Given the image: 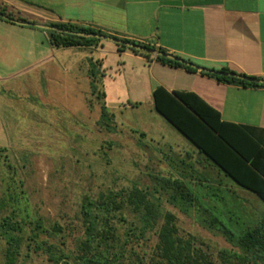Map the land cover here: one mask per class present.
<instances>
[{
    "label": "trees",
    "instance_id": "1",
    "mask_svg": "<svg viewBox=\"0 0 264 264\" xmlns=\"http://www.w3.org/2000/svg\"><path fill=\"white\" fill-rule=\"evenodd\" d=\"M50 27L54 49L97 47L109 39L120 52L130 50L148 59L158 52L155 57L164 64L196 70L150 44L72 24ZM207 74L224 83L264 87L260 78L228 69ZM91 90L92 96L105 100L95 76ZM154 101L156 110L196 145L199 157L166 155L168 176L151 175L149 187L107 190L95 198L84 194L75 215L82 235L70 252L41 238L62 235L59 224L47 230L43 218L14 210L13 197L3 200L0 210L7 211L0 217V239L6 244L3 264H17L23 247L30 249L32 243L35 253L46 255L53 264L64 260L65 264H264V207H256L250 199L255 194L264 203V147L250 128L222 121L217 111L192 93L171 94L159 87ZM111 117L103 102L101 124L110 128ZM233 183L246 191L232 188ZM169 207L223 237L231 248L216 249L196 235L183 234Z\"/></svg>",
    "mask_w": 264,
    "mask_h": 264
},
{
    "label": "crops",
    "instance_id": "2",
    "mask_svg": "<svg viewBox=\"0 0 264 264\" xmlns=\"http://www.w3.org/2000/svg\"><path fill=\"white\" fill-rule=\"evenodd\" d=\"M52 23L150 44L196 68L164 64L156 59L157 52L149 59L130 50L120 52L109 39L97 47L63 48L81 53L60 56L57 63L64 79L67 74L75 79L82 110L89 109V98L101 110L104 100L92 96V77L112 78L115 70L132 78L133 94L146 95L154 108L159 87L171 94L192 93L222 121L250 128L264 147V87L224 83L207 74L228 69L264 81V0H0V128L7 129L0 131V159L8 160L11 151L12 122H6L3 113L4 106L10 111L8 94L16 83L24 88L25 82L29 118L38 120L40 106H50L54 53L62 50L51 45ZM141 100L135 97L127 104L135 107ZM188 140L195 150L180 155L192 153L196 159L198 148Z\"/></svg>",
    "mask_w": 264,
    "mask_h": 264
},
{
    "label": "rangeland",
    "instance_id": "3",
    "mask_svg": "<svg viewBox=\"0 0 264 264\" xmlns=\"http://www.w3.org/2000/svg\"><path fill=\"white\" fill-rule=\"evenodd\" d=\"M72 54L81 55L69 49L54 53L57 60L52 63L55 70L52 68L50 106H40L38 120L28 117L25 82L24 88L16 83L9 92L10 111L4 106L3 115L6 122H12L8 128L11 151L8 160L0 159V206L3 200L13 197L11 207L23 216L43 218L47 230L59 224L64 230L62 235L42 234L41 238L69 252L82 235L75 215L84 194L95 198L107 190L149 187L151 175L168 176L166 155L179 156V151L185 153L193 147L155 110L146 95L133 94L132 78L121 77L115 70L112 78L98 76L99 89L106 94L104 102L112 115L111 127H104L95 99L89 98V109L82 110L75 79L70 74L64 79L58 72L59 57ZM135 97L143 100L135 107L129 106L128 101ZM252 196L253 204L263 208L264 203L255 194ZM169 209L176 213L183 234L196 235L216 249L231 248L223 237L204 229L196 220L173 207ZM6 213V209L0 210V217ZM4 244L0 239V264L5 261ZM17 264L53 263L46 255L35 253L32 243L30 249L23 247Z\"/></svg>",
    "mask_w": 264,
    "mask_h": 264
},
{
    "label": "water",
    "instance_id": "4",
    "mask_svg": "<svg viewBox=\"0 0 264 264\" xmlns=\"http://www.w3.org/2000/svg\"><path fill=\"white\" fill-rule=\"evenodd\" d=\"M130 46L135 47V48H138V49L143 50V51H147L146 48L140 47L138 45H130ZM157 54H158V52H157Z\"/></svg>",
    "mask_w": 264,
    "mask_h": 264
}]
</instances>
